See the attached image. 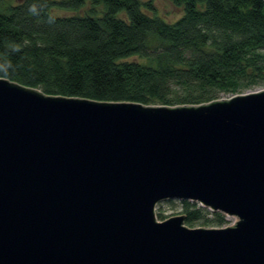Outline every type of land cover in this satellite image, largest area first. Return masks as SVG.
Returning <instances> with one entry per match:
<instances>
[{
  "label": "water",
  "instance_id": "water-1",
  "mask_svg": "<svg viewBox=\"0 0 264 264\" xmlns=\"http://www.w3.org/2000/svg\"><path fill=\"white\" fill-rule=\"evenodd\" d=\"M172 200L234 223L158 221ZM0 264H264V90L145 105L0 77Z\"/></svg>",
  "mask_w": 264,
  "mask_h": 264
},
{
  "label": "trees",
  "instance_id": "trees-1",
  "mask_svg": "<svg viewBox=\"0 0 264 264\" xmlns=\"http://www.w3.org/2000/svg\"><path fill=\"white\" fill-rule=\"evenodd\" d=\"M171 2L182 9L172 23L140 0H0V77L48 95L168 106L264 84L263 0ZM183 216L225 222L192 202Z\"/></svg>",
  "mask_w": 264,
  "mask_h": 264
},
{
  "label": "rangeland",
  "instance_id": "rangeland-1",
  "mask_svg": "<svg viewBox=\"0 0 264 264\" xmlns=\"http://www.w3.org/2000/svg\"><path fill=\"white\" fill-rule=\"evenodd\" d=\"M143 3H150L154 9V12L162 17L167 22H175L181 15H182V9L174 6L171 2V0H140ZM56 14L61 16H68L71 15V12L68 11H62V10H56ZM258 90H264V84L258 88H255L254 91ZM185 201H163L156 205L155 207V216L158 221H164L168 218L174 217V216H181L183 215V206ZM187 202V201H186ZM198 205V204H197ZM201 207V206H199ZM205 209V208H204ZM209 213H212L208 209H205ZM159 215L162 216V218H159ZM207 219L212 220L213 217L211 215L206 216ZM224 224L221 226L217 225L213 222H205L202 220H197L190 225L184 224L188 228H224L233 225L234 219L226 217L224 218Z\"/></svg>",
  "mask_w": 264,
  "mask_h": 264
}]
</instances>
